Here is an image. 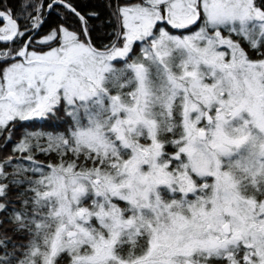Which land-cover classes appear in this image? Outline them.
Wrapping results in <instances>:
<instances>
[{
    "label": "snow or ice",
    "instance_id": "obj_1",
    "mask_svg": "<svg viewBox=\"0 0 264 264\" xmlns=\"http://www.w3.org/2000/svg\"><path fill=\"white\" fill-rule=\"evenodd\" d=\"M0 25V264H264V0Z\"/></svg>",
    "mask_w": 264,
    "mask_h": 264
},
{
    "label": "trees",
    "instance_id": "obj_2",
    "mask_svg": "<svg viewBox=\"0 0 264 264\" xmlns=\"http://www.w3.org/2000/svg\"><path fill=\"white\" fill-rule=\"evenodd\" d=\"M30 123L34 124L36 127H39L40 124H41V122H39V121H36V122H30Z\"/></svg>",
    "mask_w": 264,
    "mask_h": 264
},
{
    "label": "rangeland",
    "instance_id": "obj_3",
    "mask_svg": "<svg viewBox=\"0 0 264 264\" xmlns=\"http://www.w3.org/2000/svg\"><path fill=\"white\" fill-rule=\"evenodd\" d=\"M0 26H2V25H0Z\"/></svg>",
    "mask_w": 264,
    "mask_h": 264
}]
</instances>
